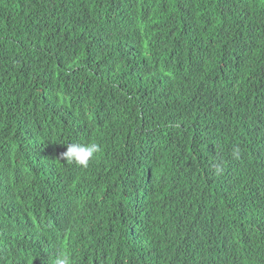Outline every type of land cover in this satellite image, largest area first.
I'll list each match as a JSON object with an SVG mask.
<instances>
[{
	"label": "trees",
	"instance_id": "trees-1",
	"mask_svg": "<svg viewBox=\"0 0 264 264\" xmlns=\"http://www.w3.org/2000/svg\"><path fill=\"white\" fill-rule=\"evenodd\" d=\"M6 216L0 264H264V0H0Z\"/></svg>",
	"mask_w": 264,
	"mask_h": 264
},
{
	"label": "clouds",
	"instance_id": "clouds-1",
	"mask_svg": "<svg viewBox=\"0 0 264 264\" xmlns=\"http://www.w3.org/2000/svg\"><path fill=\"white\" fill-rule=\"evenodd\" d=\"M245 122L248 129L256 126L259 130L262 129V120H260V115L257 111L249 110L245 116ZM100 147L95 142L89 143H67L66 151L61 153V157L69 164H77L81 167L87 168L89 161L94 158V156L100 152ZM239 150L234 149L232 155L238 156ZM224 171L222 165H217L215 167V174L219 175ZM37 201V198H35ZM32 210V209H30ZM35 212L34 210H32ZM1 223L4 227L9 228H18V222L11 217L0 218ZM17 226H15V225ZM95 238V237H94ZM95 239H93L94 246ZM31 244V247L27 252V259L23 264H73V257L71 252V246L69 250H63L62 245L58 243V240L52 238V240L44 239V242H37ZM95 247V246H94ZM97 258L99 259L96 250L93 252V257L88 254L85 255L81 264H89V260ZM141 263V262H139ZM111 264H138L136 258H125L121 251L117 249L115 255L112 256Z\"/></svg>",
	"mask_w": 264,
	"mask_h": 264
},
{
	"label": "bare ground",
	"instance_id": "bare-ground-1",
	"mask_svg": "<svg viewBox=\"0 0 264 264\" xmlns=\"http://www.w3.org/2000/svg\"><path fill=\"white\" fill-rule=\"evenodd\" d=\"M58 213H62V209H61ZM40 223H41V222H40ZM54 239H56V241H57V240H58V236L55 237ZM88 241H89V240H88ZM72 243H73V242H72ZM72 243L69 244V247L72 245ZM69 247L66 248V247L62 246V249L68 251V250H69Z\"/></svg>",
	"mask_w": 264,
	"mask_h": 264
}]
</instances>
